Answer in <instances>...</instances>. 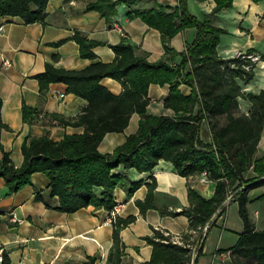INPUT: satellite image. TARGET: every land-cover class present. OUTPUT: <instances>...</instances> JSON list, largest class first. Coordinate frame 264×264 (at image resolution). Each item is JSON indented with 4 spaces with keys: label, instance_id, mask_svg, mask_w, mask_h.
Here are the masks:
<instances>
[{
    "label": "trees",
    "instance_id": "trees-1",
    "mask_svg": "<svg viewBox=\"0 0 264 264\" xmlns=\"http://www.w3.org/2000/svg\"><path fill=\"white\" fill-rule=\"evenodd\" d=\"M48 1L0 0V15H18L28 23L44 20ZM143 1L146 0H94L87 8L99 10L110 20L117 12V5L124 2L130 7L129 18L139 16L160 30L165 48L163 57L152 62L146 55L138 54L131 42L121 40L110 44L116 53L111 62L96 61L83 69H66L47 63L46 70L37 75L41 90L47 89L51 82L63 81L69 91L88 100L74 118L54 116L64 123L85 125L86 130L68 133L58 141L49 135L25 140L20 166L14 164L3 148L1 130L8 125L2 118L0 97V148L3 149L0 175L12 192L30 183L33 172H45L50 178L51 194L59 197L58 208L72 212L89 204L113 208L115 187L127 184L124 174L113 171L121 164L149 171L160 159H166L183 175L207 171L209 178L216 182L210 197L190 188L189 205L179 210L161 208L163 214L188 216L190 227L180 234V241H176L171 232L154 227L145 237L152 245L146 264H195L194 246L197 245V254L202 251L200 246L208 230H204V226L213 223L214 214L231 192H235L234 198L239 202L245 223V230L231 248L233 264H238L241 258H253L256 264H264V229H255L247 209L249 190L264 184V157L254 158L264 126V89L259 93L246 92L238 82V79L243 83L253 79L256 60L264 59V54L255 60L249 56L257 55L253 49L227 58L218 54L220 34L225 31L216 23L218 12L231 7L233 0H215L212 11L202 19L188 10L187 0H179L175 6L155 3L151 7H135ZM189 26L197 29L195 39L182 51L171 47V37ZM72 37L79 43L83 57L96 56L93 47L100 41L89 39L79 31ZM177 56H181L179 62L175 61ZM106 76L122 82L121 93L115 94L101 83ZM181 82L192 86L189 94L179 89ZM151 83L172 84L165 105L175 110V116L147 112ZM239 95L252 102L249 113H239ZM35 111V107L24 104L23 118L30 120ZM135 111L141 114L137 131L129 134L113 152H101L98 146L105 134L122 131ZM204 121L212 132V141L201 137ZM251 168L255 175L247 178L246 173ZM141 183V180L132 181L128 192L132 193ZM96 186H102L101 196L96 194ZM148 186L146 197L136 200L141 213L156 206L155 178ZM224 210L225 207L222 212ZM135 218V215L116 217L113 243L106 261L100 264H120L124 253L121 229ZM84 264H97V256H89Z\"/></svg>",
    "mask_w": 264,
    "mask_h": 264
},
{
    "label": "crops",
    "instance_id": "crops-1",
    "mask_svg": "<svg viewBox=\"0 0 264 264\" xmlns=\"http://www.w3.org/2000/svg\"><path fill=\"white\" fill-rule=\"evenodd\" d=\"M94 0H49L44 20L25 22L18 15H0V97L2 118L8 125L1 130V141L14 164L23 162L22 144L32 137L49 135L61 140L68 133H82L85 125L64 123L54 114L74 118L82 112L88 100L69 91L63 81L51 82L41 90L38 74L46 70L47 63L66 69H83L96 61L111 62L116 53L110 44L121 40L131 42L138 54L146 55L154 62L161 59L165 48L159 29L150 26L141 17L129 18L130 7L121 2L117 12L109 20L99 10L88 9ZM179 0H146L135 7H151L155 3L177 5ZM215 0H187L188 10L202 19L212 11ZM216 23L225 28L217 45L218 54L224 58L253 49L258 56L264 54V0H233L231 7L218 12ZM79 31L89 39L100 41L93 47L96 56L83 57L80 45L73 34ZM197 29L189 26L173 35L170 46L178 51L186 48L196 37ZM60 42L55 44V42ZM181 56L175 61L179 62ZM242 84V90L259 93L264 89V59H257L255 76ZM101 83L111 92L119 94L124 86L114 77L106 76ZM171 83H151L148 89L147 112L157 115L175 116L172 107L165 105L171 92ZM179 89L184 94L192 86L181 82ZM63 94V95H61ZM239 113H249L252 102L237 97ZM35 107L30 120L23 118V105ZM141 114L130 116L122 131H109L99 143L103 153L113 152L127 136L137 131ZM205 141H212V132L207 122L200 129ZM3 149L0 148V159ZM264 157V126L261 131L254 158ZM124 174L127 184H118L114 189L116 205L120 211L116 216L111 209L89 204L68 212L58 208L59 197L51 194L50 178L43 171L31 174V182L16 191H9L5 179L0 175V247L5 248L4 264H84L89 256H97V264L106 261L113 243V222L117 216L136 218L121 229L124 253L120 264H146L152 254V245L145 237L153 228H162L173 235L189 230L188 216L163 214L161 208L179 210L189 205L188 192L194 188L206 197L215 190L216 182L209 177L203 180V172L180 174L170 160L160 159L152 170L138 171L134 167L119 165L113 170ZM251 169L246 177H253ZM155 178L156 204L141 213L136 203L148 193L149 183ZM142 183L132 192L128 188L132 181ZM102 186L95 192L101 196ZM233 197L225 200V210L217 215L208 227L201 243L195 264H233L231 248L245 230L240 214L239 202ZM248 214L255 229H264V184L249 190ZM14 212L23 220L12 221ZM238 264H256L253 258H241Z\"/></svg>",
    "mask_w": 264,
    "mask_h": 264
},
{
    "label": "built area",
    "instance_id": "built-area-1",
    "mask_svg": "<svg viewBox=\"0 0 264 264\" xmlns=\"http://www.w3.org/2000/svg\"><path fill=\"white\" fill-rule=\"evenodd\" d=\"M252 59H257L259 56L258 55H249ZM61 95H63V94H61ZM203 174H204V177L202 178L203 180H207V178L209 177V173L207 172V171H203ZM233 197V195H231V194H229L228 196H227V201H229L231 198ZM120 205L121 204H118V205H115L112 209H111V214L113 215V216H116L117 215V213L120 211ZM222 213V212H221ZM220 213V214H221ZM9 218L12 220V221H19V222H21L23 219L22 218H20V217H18L17 215H16V213H14V212H12L11 213V216H9ZM209 227V225L208 224H206L205 226H204V230H207V228ZM173 238L176 240V241H180V239H181V236H180V234L179 235H174L173 236ZM194 251H193V255H197V245H195L194 246V249H193ZM4 262H5V248L4 247H0V264H4ZM100 264V263H99Z\"/></svg>",
    "mask_w": 264,
    "mask_h": 264
},
{
    "label": "water",
    "instance_id": "water-1",
    "mask_svg": "<svg viewBox=\"0 0 264 264\" xmlns=\"http://www.w3.org/2000/svg\"><path fill=\"white\" fill-rule=\"evenodd\" d=\"M225 207V203H223L221 206H220V208L216 211V213L214 214V217H213V219L217 216V215H219L221 212H222V209ZM208 225H210V223H207ZM195 256H196V254L195 255H193V261H194V259H195Z\"/></svg>",
    "mask_w": 264,
    "mask_h": 264
}]
</instances>
